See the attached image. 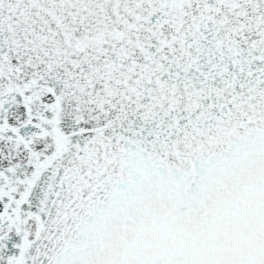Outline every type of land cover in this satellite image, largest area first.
I'll return each mask as SVG.
<instances>
[{
	"label": "snow or ice",
	"instance_id": "snow-or-ice-1",
	"mask_svg": "<svg viewBox=\"0 0 264 264\" xmlns=\"http://www.w3.org/2000/svg\"><path fill=\"white\" fill-rule=\"evenodd\" d=\"M0 264H264V0H0Z\"/></svg>",
	"mask_w": 264,
	"mask_h": 264
}]
</instances>
